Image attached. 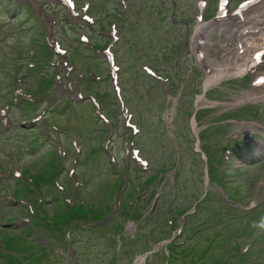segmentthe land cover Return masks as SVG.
<instances>
[{"label":"rangeland","instance_id":"rangeland-1","mask_svg":"<svg viewBox=\"0 0 264 264\" xmlns=\"http://www.w3.org/2000/svg\"><path fill=\"white\" fill-rule=\"evenodd\" d=\"M3 7L0 8V22H6L4 27L0 28V36L6 35V41L0 44V66L9 68V61L4 58L3 52L13 53L12 47L17 48L19 51H28L31 37L34 35L33 31H28L24 26L18 24V20H9L2 13ZM24 16L20 18L23 20ZM85 30L84 28H81ZM11 31V34H10ZM84 52L82 55L79 53H73L72 58L77 63L78 67L82 70L92 68L96 72L102 71V66L98 63H94ZM48 51L44 54V60H47ZM97 61V60H96ZM99 62V61H97ZM95 66V68L93 67ZM12 66V62H11ZM37 77V75H35ZM44 82L45 79L42 77ZM42 83V82H41ZM39 83L36 85L39 87ZM85 92H92L95 90V86L91 82L81 85ZM100 93V91H98ZM51 99L50 110H48L46 116L49 125L58 123L64 132L62 133L61 140L64 143V149L68 151L67 159L61 162L55 157L56 166L49 159H53L55 154L48 146V137L42 135L39 129L22 128L19 123L22 119L21 115L25 112H29V108L25 105L13 108L11 116L13 117L14 124L8 130H0V167H6L8 171H12V167L15 168L29 166V170L34 172L33 181L40 186L39 195L33 194L34 192L24 193L21 198L26 202L28 197L31 201V205L37 215L28 214L27 208L21 206L19 203L8 202V197L12 191L20 188L23 184L12 177L0 179V198L3 197V201H0V252L2 257L0 264H8L7 260L9 256H12V261H19L20 264H73L72 253L68 247V237H73L76 242L77 251L85 253L84 258L82 256L83 264H102V262H111L109 264H122V260L118 257H114V252L117 247L116 236L113 238H107L103 230L98 232H91L86 230L90 225L87 220L80 221L83 224V228H79V223L76 225L75 221L65 223V218H79L76 210L69 209V207L63 201L64 195L62 191L54 187L53 178L54 175H59L60 183L66 189L67 200L70 204L79 202L80 199L93 205L92 211L95 212L96 217L101 216L108 210L112 209L111 219L116 222V226L120 227V231L123 237L121 243L120 253L123 258L129 260L135 259L136 255L145 256L144 261L139 264H241L236 261L237 252L231 249L236 243L232 241L235 238L236 233L242 230V227L238 226L236 216L230 211L237 210L236 207L230 206L223 198L219 197V193L216 188L211 185L209 190L213 191L215 198L212 200L211 194L203 200V204L198 205L197 211L191 217L186 219V222H182L178 217V222L183 223V229L185 233L176 234V241H182L185 243V252L170 253L168 258V250L164 244H155L156 240L153 234L159 237H165V233H171V226L168 224L167 214H164L160 224L151 220L147 223H143L141 229L138 227L135 230V222L129 218L128 213L132 214L133 209L130 205L125 214H120L119 204L123 203L122 198L128 202L133 201V192L137 183L142 179L141 176L148 178V185L145 186L146 192L150 191L148 197L143 198L142 201H137L139 204H143L145 199L151 203L154 200L155 193L159 191V185L161 191H164L162 195V201L164 204L161 208L166 212L171 211L172 208H176V204L189 206L193 198L198 197L202 192L201 171L203 168V162L199 159V156L192 154V152L186 153V158L183 160V166L181 167L179 174V180L181 185H173L174 197L172 194V188L167 189L166 186L173 184L168 177L167 169L173 164L174 151L171 148L170 142L165 136L161 135V125L158 119L155 117L154 127L157 129V133L154 140L143 142L142 150L143 157L149 158L150 166L159 170L163 169L158 176H154V172L150 173L148 169H142L143 171H129L131 176L128 187L125 189V193L118 192L111 196V185L115 178H120V174L114 173L109 166L108 154L103 152L101 146L104 143L106 134L104 132L105 126L102 122L97 121L93 116L92 107L87 101L83 105H77L72 103L67 97L63 96L62 101L59 99L56 101L54 92L50 94ZM10 99L9 89L4 86H0V106ZM48 100V99H47ZM49 101V100H48ZM107 106L113 108L112 100H107ZM57 102V103H56ZM105 104V103H104ZM62 108L59 113H56V107ZM79 110L80 114H78ZM217 109H209L207 112L215 114L219 111ZM179 129L184 125L183 120L179 119L177 122ZM2 128V127H0ZM73 129V130H72ZM74 131L79 134V145L81 153L76 155L78 162L75 164V170L79 175V178H83L84 185L76 184L73 178V173L67 175V171L70 168L72 147L71 140L74 136ZM263 137V135H259ZM50 137L54 140L57 139V134L53 131L50 132ZM264 142V140H262ZM122 141L117 136L113 137L112 150L117 159V167L121 171L123 170V164L130 161V157L123 159V147H121ZM212 142L209 143L207 148H211ZM48 146V147H46ZM263 144L255 148L256 150V162L245 168H242L240 172L235 175L233 168L227 170L225 176L224 187L228 192H235L236 197L240 202L248 204L254 202L256 208L258 205L264 203V149ZM245 152V151H244ZM212 156L214 155L213 149L211 150ZM244 158V157H243ZM240 160V159H239ZM50 164L53 166L51 167ZM61 166L62 169H61ZM236 166V165H235ZM133 167V164H131ZM2 168V169H4ZM213 168V166L211 167ZM52 172V174H51ZM141 173V174H140ZM152 174V176H150ZM213 174V172H212ZM140 175V177H139ZM119 176V177H118ZM144 177V178H145ZM51 178V181H50ZM79 178L76 180L79 181ZM263 179V181L260 180ZM124 185V180L121 181ZM32 189H35V184H32ZM70 189V191L68 190ZM78 190V191H77ZM125 194V197H124ZM38 197H41L42 202L36 204ZM217 197V198H216ZM112 198V199H110ZM51 200V202L49 201ZM160 198L158 199V201ZM231 204V203H230ZM145 207L147 205L143 204ZM114 207V209H113ZM169 207V210H167ZM41 212V213H40ZM232 214V215H231ZM253 214V212H252ZM57 222L59 226H51L45 232H39L42 236V242L45 248L40 247L37 243L35 236L29 230L28 227H2V223L9 221L20 222L21 218L28 217L31 221L38 220L40 216L47 218L48 216ZM133 215V214H132ZM172 215V214H169ZM159 216H163L161 213ZM178 216V215H177ZM10 218L12 220H10ZM63 220V221H62ZM83 220V219H82ZM160 220V218H159ZM180 220V221H179ZM132 221L134 226L132 228V235L136 236V233L147 235V238L143 236L141 239L129 243L127 226ZM176 222V223H178ZM85 223V224H84ZM156 224V226H155ZM261 226V224H260ZM38 227V226H37ZM153 228L155 232L152 234ZM39 229V227H38ZM37 229V230H38ZM128 230V231H127ZM256 232L261 236L260 239L253 241V238L247 234L237 238L242 245L246 243L252 244V250L255 253V259L251 257L241 258L243 264H264V231L256 228ZM134 233V234H133ZM256 234V233H255ZM188 235V237L186 236ZM9 238L7 239V237ZM237 237V236H236ZM9 241V242H8ZM137 241V242H136ZM11 242V243H10ZM100 243V245H99ZM21 244L22 247H19ZM178 244V243H177ZM10 245V246H9ZM19 245V246H18ZM177 246V245H176ZM8 249H7V248ZM29 248V249H28ZM11 249V250H10ZM86 249V250H85ZM10 250V251H9ZM152 251V253H148ZM252 256L251 252L248 253ZM39 257V258H38ZM114 257V258H113ZM18 260H16V259ZM36 258V259H35ZM138 264V261L135 262Z\"/></svg>","mask_w":264,"mask_h":264}]
</instances>
